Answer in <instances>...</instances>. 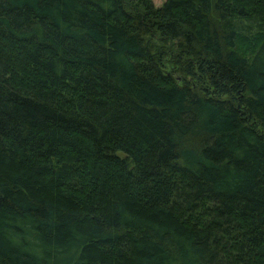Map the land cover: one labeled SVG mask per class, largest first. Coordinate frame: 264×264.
<instances>
[{"label":"trees","instance_id":"obj_1","mask_svg":"<svg viewBox=\"0 0 264 264\" xmlns=\"http://www.w3.org/2000/svg\"><path fill=\"white\" fill-rule=\"evenodd\" d=\"M0 264H264V0H0Z\"/></svg>","mask_w":264,"mask_h":264},{"label":"rangeland","instance_id":"obj_2","mask_svg":"<svg viewBox=\"0 0 264 264\" xmlns=\"http://www.w3.org/2000/svg\"><path fill=\"white\" fill-rule=\"evenodd\" d=\"M165 0H151L154 7L160 6Z\"/></svg>","mask_w":264,"mask_h":264}]
</instances>
